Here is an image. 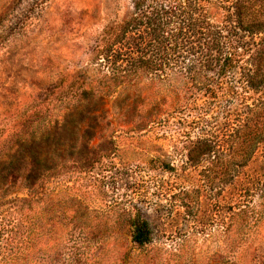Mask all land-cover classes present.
I'll return each mask as SVG.
<instances>
[{
	"label": "rangeland",
	"instance_id": "rangeland-1",
	"mask_svg": "<svg viewBox=\"0 0 264 264\" xmlns=\"http://www.w3.org/2000/svg\"><path fill=\"white\" fill-rule=\"evenodd\" d=\"M133 5L134 0H0V163L16 150V134L27 143L33 133H49L58 136L56 143L73 144L80 117L73 114L64 123V115L87 83L96 89L97 106H106L96 120L101 130L76 141L81 149L95 136L91 146L103 157L90 171L68 167L50 180L52 201L36 204L35 231L28 238L20 202L27 190L18 169L32 155L39 158L46 143L35 141L32 155L25 151L13 159L19 168L10 173L11 182L0 183V264H264V149L226 176L216 163L213 188L204 179L206 163L187 162L189 148L204 132L199 118L208 128L210 121L221 124L228 110L235 118L258 96L238 80L253 50L243 45L241 60L225 78L205 80L217 98L193 80L102 79L110 70L93 62L97 46L131 16ZM260 39L243 34L241 40ZM216 133L219 142L227 138L221 129ZM230 142L217 146L219 154L225 155ZM52 210L61 215L49 216ZM128 210L149 221V244L131 241V227L118 217ZM53 228H65V238L77 239L86 258L51 254Z\"/></svg>",
	"mask_w": 264,
	"mask_h": 264
},
{
	"label": "trees",
	"instance_id": "trees-1",
	"mask_svg": "<svg viewBox=\"0 0 264 264\" xmlns=\"http://www.w3.org/2000/svg\"><path fill=\"white\" fill-rule=\"evenodd\" d=\"M133 7L131 16L117 24L113 34L104 36L97 46L98 53L93 62L110 70L102 75V79L143 80L149 75L160 80H193L196 86L209 89V95L217 98V89L205 80L225 78L241 60L243 45L253 50L238 80L243 81L245 90L258 96L253 97L252 102H245L243 110L232 114L235 118L230 117L232 111L228 110L227 118L221 124L210 121L212 125L208 128V123L204 124L206 120L199 118L196 123L202 124L201 129L207 134L202 132L187 152V162L195 167L206 163L204 179L211 180L209 185L216 178L212 176L216 163L222 164L225 176L228 171L231 173V170L237 169L235 165L245 166L261 147L264 149V0H134ZM243 34L252 37L261 35V39L258 43L251 40L243 42ZM238 35L239 38L234 37ZM196 36H199V40ZM214 47H218L216 52L212 51ZM212 70L216 71L210 73ZM95 91L90 83L82 86L81 94L66 109L64 123L73 114L80 117L73 144L64 146L56 143L58 136L49 133L37 136L33 133L30 138L32 143H27L20 134H16V143L13 144L16 150L13 149L0 163V183H9L10 173L19 168L13 159L17 155L22 157L25 151L31 154L35 141L46 143L39 158L38 154H31L32 161L18 169L23 173L21 183L27 190V195L20 199L22 224L27 238L34 235L36 204L44 198L50 203L52 201L48 189L50 180L68 167H77L82 172L90 171L103 157L97 147L91 146L95 136L88 137L89 144H84L81 149L76 147V141L86 133L93 131L95 134L103 127L96 120L101 118L99 111L106 106L103 101L101 106H97L99 101L94 97ZM214 109L220 112L218 106ZM212 129L214 132L208 134ZM218 129L225 132L224 136L227 135L220 142L216 136ZM227 139L231 140L228 151L225 155L223 150L219 154L217 146L224 141L227 143ZM237 150H241L238 159L235 156ZM76 151L79 154L77 157L74 156ZM58 212L52 210L48 215H61L62 211ZM118 217L131 227V241L134 244L142 247L152 241V228L144 217L138 214L132 216L130 210ZM53 232L57 239L50 240L51 254L63 257L64 252H70L76 260L86 258L87 252L77 239L65 238V228L50 229L49 233ZM28 247H32V244ZM24 250L25 253L29 251L27 248Z\"/></svg>",
	"mask_w": 264,
	"mask_h": 264
}]
</instances>
